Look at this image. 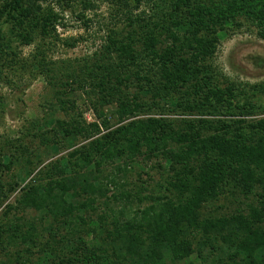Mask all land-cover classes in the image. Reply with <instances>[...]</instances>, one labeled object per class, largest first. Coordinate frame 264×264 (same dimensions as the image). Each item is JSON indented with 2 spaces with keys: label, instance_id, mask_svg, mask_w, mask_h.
Segmentation results:
<instances>
[{
  "label": "trees",
  "instance_id": "16d2710c",
  "mask_svg": "<svg viewBox=\"0 0 264 264\" xmlns=\"http://www.w3.org/2000/svg\"><path fill=\"white\" fill-rule=\"evenodd\" d=\"M45 1L63 9L80 3L77 16L92 21L91 0H3L0 40L4 24L26 45L57 32L63 16ZM133 1L110 0L129 14L125 36L110 28L91 57L58 68L73 92L87 94L99 122L87 124L74 98L75 113L53 127L64 138L99 135L38 169L41 160L23 142L0 144V264H264V117L177 124L164 116L203 103L213 114L255 113L257 86L250 96L234 83L222 87L212 59L231 28L249 23L264 40V0ZM144 3L150 14L134 13ZM38 50L35 64L49 79L45 49ZM257 92L264 95L262 84ZM115 103L112 128L103 108ZM143 108L159 115L137 117ZM45 131L33 137L49 147ZM230 186L238 206L208 209Z\"/></svg>",
  "mask_w": 264,
  "mask_h": 264
},
{
  "label": "rangeland",
  "instance_id": "374dc122",
  "mask_svg": "<svg viewBox=\"0 0 264 264\" xmlns=\"http://www.w3.org/2000/svg\"><path fill=\"white\" fill-rule=\"evenodd\" d=\"M2 1L0 0V4ZM91 1L94 6L86 11L87 17L92 19L89 26H86L77 16V12L81 7L80 3H73L71 7H64L63 9L55 2L45 1L42 5L61 13L64 24L58 25L57 32L45 36V38L37 34L31 44L22 43L20 34H11V24L3 25L7 38L0 40V144L12 141L15 145L23 142V144L29 146L33 159L36 161L41 160L36 169L67 157L75 148L99 135L95 133L89 138L81 135L76 138H64L62 131H58L53 127L57 120L69 121L71 115L75 113V109L71 108L72 103L68 101L74 98L77 100L76 111L80 112L87 124L99 122L87 94L77 89V87H75L77 91L73 92L71 90L72 85L68 84L67 79H64L58 73V68L61 65L77 64V61L91 57L95 51L100 49L108 32L115 30L119 32L120 36L118 37L120 38L122 33L125 36L130 30L127 25L128 12L126 14L124 12L117 13L110 0ZM130 2L134 4L133 0H130ZM141 10H146L150 14V9L146 3L135 9L134 13H140ZM242 20L244 21V19ZM17 29L18 31L15 30L16 33L19 31L21 33V27ZM220 37L217 52L212 59L218 76L216 80L219 81L222 87L234 83L240 91L245 89L248 92L245 96L248 94L250 96L252 85H256L258 89L259 85L264 86V40L259 38L256 29L250 26L249 23H245L239 28H231L223 32ZM67 41L75 43V46L67 45ZM40 44L45 49L46 60L49 62L48 66L52 69L49 78L53 79L52 82L48 81L49 79L43 70L41 71L34 61V55L39 51L38 45ZM150 64L152 65V63H148V65ZM63 66L61 69L65 71L66 69ZM258 89L255 91L259 98V101L256 100L257 109L251 115L213 114L208 112V109L213 110L210 106L208 108L201 107L205 104L203 103L192 109V111L164 112V116L173 119V121L175 120V123L177 121V124L181 123L179 120L182 119H191L194 122L200 119L219 120L225 118L257 120L264 117V95L257 92ZM132 90L134 92L136 87H132ZM139 98L140 101H146V103H149L152 99L148 94H143ZM243 98L244 96H241L239 99L238 103L240 105L245 104ZM193 103H198V98ZM116 106L115 103L103 108L113 126L112 128L116 123L114 112ZM149 109L143 108L137 117H148L154 115V113L159 115L158 112H154L156 110ZM37 125H40V128ZM43 130H46V135L52 138L49 147L40 138L33 137V135ZM101 130L104 131L102 126ZM213 132L210 130L207 134ZM20 138L23 140L17 141ZM55 139L59 141L56 142ZM4 148L7 151V147ZM15 151L14 146L9 149L10 153H15ZM19 168V165H13L12 172H17L18 179L21 181L23 173H20ZM2 175L0 176H5ZM151 175L156 180L160 177L157 169L151 170ZM230 188L231 186L226 188V195L213 204H209L207 208L219 214L229 212L237 207V203L232 204L229 193ZM19 189L10 195L7 202L14 200L19 193ZM239 199L243 200L241 196ZM2 208L1 205L0 211ZM35 256L33 259H35ZM31 264H35V262H31Z\"/></svg>",
  "mask_w": 264,
  "mask_h": 264
}]
</instances>
